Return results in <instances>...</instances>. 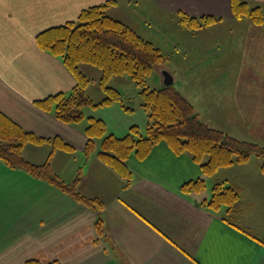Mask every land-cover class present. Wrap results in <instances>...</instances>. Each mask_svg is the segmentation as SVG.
I'll return each mask as SVG.
<instances>
[{
  "label": "crops",
  "instance_id": "obj_1",
  "mask_svg": "<svg viewBox=\"0 0 264 264\" xmlns=\"http://www.w3.org/2000/svg\"><path fill=\"white\" fill-rule=\"evenodd\" d=\"M107 1L0 0V111L25 130L59 136L72 144L71 151L53 152L51 167L61 180L78 175L76 188L99 200L92 208L0 160V264H25L29 259L45 264H264L261 161L249 157L204 175L189 153H175L160 141L142 159L130 154L125 163L131 176L123 178L100 160L96 148L84 154V130L89 117L102 119L115 136H123L132 125L142 130L146 114L141 107L128 105L133 110L127 111L118 101L85 106L84 123L75 128L36 105V100L69 92L75 84L62 59L41 49L36 35L76 20L83 8ZM247 1L264 6V0ZM152 4L168 15L211 16L215 23L234 19L231 0H153ZM245 23L242 34H204V38L174 34L165 43L172 53L165 54L168 60L176 57V67L156 69L159 74L161 69L170 73L171 84L206 124L229 134L203 116L222 111L233 116V112L247 133L258 137L256 143L264 145V23ZM232 52L236 58L229 55ZM224 58L221 70L212 69ZM234 61L236 68H230ZM153 79L163 84L161 74L159 81L157 76ZM50 150L49 143H27L22 151L40 164ZM75 153H80L77 162ZM64 155L72 156L73 163L67 179ZM199 178L203 188H184ZM217 182L237 188L234 207L209 205Z\"/></svg>",
  "mask_w": 264,
  "mask_h": 264
},
{
  "label": "trees",
  "instance_id": "obj_2",
  "mask_svg": "<svg viewBox=\"0 0 264 264\" xmlns=\"http://www.w3.org/2000/svg\"><path fill=\"white\" fill-rule=\"evenodd\" d=\"M112 3L114 0L83 8L77 20L46 28L36 35L38 46L62 59L75 79L71 91L50 94L36 100V105L43 111H53L54 116L63 123L81 121L84 117L82 108L87 105H106L118 101L125 110L131 111L133 107L124 104L121 92L107 85L111 76L127 74L138 88L140 105L147 112L144 133L136 126H131L123 136H115L107 133L102 119L89 117L84 130L86 141L83 151L86 156L96 147V155L102 162L123 178H130L131 172L125 163L127 157L134 154L142 159L155 143L164 141L175 153H189L200 165L204 175H213L219 168L233 163H243L253 155L262 158L261 170L264 171V145L238 139L209 126L198 117L190 102L172 84L148 86L147 76L162 65L168 56L130 26L106 13L104 9ZM244 4L231 0L233 16ZM258 11L259 8L254 7L248 13L258 20L264 15V11ZM179 16L182 22L187 17L188 21L199 23L216 20L205 15L197 17L179 13ZM260 23H264V18ZM80 63L94 65L101 72L100 86L104 96L98 102H93L86 95L85 89L90 79L80 68ZM96 140H100L98 144ZM27 143L51 145L43 163H34L23 155L22 150ZM57 149L71 151L73 145L59 136H39L25 130L0 111V160L10 168L20 169L45 180L73 199L96 209L99 200L77 190L78 176L66 183L53 171L50 158ZM204 185V180L199 178L185 183L184 188L199 190ZM238 198L237 188L217 182L212 187L209 205L218 207L223 204L232 208ZM96 222L99 229L100 220L97 218ZM25 264L45 263L29 259Z\"/></svg>",
  "mask_w": 264,
  "mask_h": 264
},
{
  "label": "rangeland",
  "instance_id": "obj_3",
  "mask_svg": "<svg viewBox=\"0 0 264 264\" xmlns=\"http://www.w3.org/2000/svg\"><path fill=\"white\" fill-rule=\"evenodd\" d=\"M235 2L236 3L245 2L246 4L242 5V9L238 8L239 11L238 10L236 11V14L234 15V19L232 20L226 19V20H223L222 23H219V22L215 23V20H209L208 22L201 21L199 23V22H194L193 20L188 21V17L184 18L182 22L180 20L179 14L178 15L176 13H170L169 15L163 14L158 9H156L154 5L152 4L153 0H120V2L114 1V4H113V6L115 5L114 6L115 8L113 9L114 11L113 10L111 11V9L113 8L112 5L111 6L109 5L111 9L106 7L104 11L110 15L111 14L115 15L116 17L114 18L121 20L123 23L130 26L136 33L141 35L143 38L151 41L154 45L158 46L163 53L171 54L172 53L170 52L171 46L168 45V48H167L165 46V43L166 41H169L168 38H172L174 34H201L202 38L205 37L204 34H242V32L240 33V31L244 30V28L246 27L245 22L251 21L254 23H260L263 21L264 15H262V17L257 20L255 16L248 13V10L254 7H258L259 8L258 12H263L264 6L256 4L258 3L256 1H250L248 3L247 0H235ZM127 5H129V7ZM238 12H240L241 15ZM186 15L189 16L188 14ZM174 51L176 52V50ZM229 55L233 58H236L235 52L234 53L232 52V54H229ZM192 57L188 56V58L190 59ZM176 64H177L176 57H173L171 60L167 59L162 65H159L158 68H164L166 66L171 69L173 67H176ZM224 65H226L225 58L222 60L220 64L216 66H212V69L219 67V70H221V67H223ZM80 68L90 79L85 89L86 95H89L91 99H93V102H98L104 96V92L100 86V75H101L100 70L98 69V67L94 65L86 64V63H80ZM230 68H236L235 61L230 62ZM196 70L198 69H194L193 72H196ZM197 75H199V73H197ZM154 76H157L158 81H159L160 74L156 68L153 69V71L147 76L146 82L149 87H159L160 86L158 82L153 81L155 80L153 79ZM107 85L116 86L120 88L121 98L123 99V102L125 105L127 106L131 105L133 107L138 106L139 108L140 107L142 108V106L140 105V97L138 95V88L136 87L134 81L129 77V75L127 74L113 75L107 81ZM87 106H90V105H87ZM98 106H103V105H97V106H91V107H98ZM83 108H82V111L84 112ZM142 109L144 110V108ZM216 112L218 111H215V113ZM144 113L146 114V121H147V112L145 110H144ZM232 114L234 117L231 114H229L227 111H222L220 112V114H215L212 117H210V114L207 115L206 113H204L203 117H205L213 125L224 127L226 130H229L230 131L229 134L230 133L231 135L233 134L232 136L238 139H243L247 141L257 140L258 139L257 136L249 135L247 133L243 120L240 119L238 116H236L235 113L232 112ZM84 120H85V117H84ZM78 122L77 124L74 122L67 123V124H73L72 126L77 128L83 125L84 123L83 120L78 121ZM75 124L76 126H74ZM132 126H136L137 129L140 130L139 126L137 125H132ZM144 128L140 130V132L142 131V133H144ZM85 141H86V135H85ZM99 141L100 140H96V143L98 144ZM94 151L95 149L92 152ZM64 156L67 157L66 155ZM79 157H80V153H75L74 161L77 162ZM71 158L72 156L70 157V155L67 157L68 167L66 168L67 170L65 172L66 179L68 178V172L73 164L71 161ZM250 158H251V161L259 160L262 162V158L260 156L253 155ZM77 176L78 175H76L75 177ZM71 181L72 180H67L65 182L69 183Z\"/></svg>",
  "mask_w": 264,
  "mask_h": 264
},
{
  "label": "water",
  "instance_id": "obj_4",
  "mask_svg": "<svg viewBox=\"0 0 264 264\" xmlns=\"http://www.w3.org/2000/svg\"><path fill=\"white\" fill-rule=\"evenodd\" d=\"M160 74L163 76V84L162 85H171L172 77L167 70L161 69Z\"/></svg>",
  "mask_w": 264,
  "mask_h": 264
}]
</instances>
